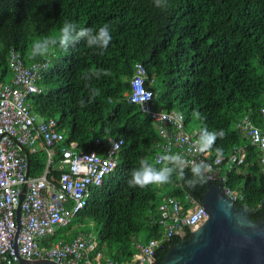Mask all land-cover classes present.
I'll use <instances>...</instances> for the list:
<instances>
[{"label":"trees","instance_id":"trees-1","mask_svg":"<svg viewBox=\"0 0 264 264\" xmlns=\"http://www.w3.org/2000/svg\"><path fill=\"white\" fill-rule=\"evenodd\" d=\"M166 5L157 7L155 0H0V78L10 73V49L25 64L41 60L32 57L34 43L58 38L65 21L77 30L110 26L112 41L102 54L83 40L67 52L57 47L37 80L40 91L26 101L44 119L56 120L61 145L73 141L78 150L99 152L107 138H121L114 168L91 187L72 222L74 232L83 223L92 227L81 231L90 230L97 248L115 260L130 257L135 242L160 236L158 197L169 195L187 206L186 196L199 202L206 189L205 183L187 187L175 173L165 185L129 187L131 170L141 160L164 166L153 160L158 137L152 121L125 100L135 62L145 68L153 108L179 112L185 127L196 125L198 137L202 128L223 130L212 151L226 154L232 145L245 144L243 162L225 171L226 185L241 195L234 201L237 207L250 208V220L264 213L258 202L264 196V167L257 148L234 128L243 115L258 124L264 106V0H166ZM95 137L100 145H94ZM27 161L28 174H38L45 166L42 148L28 152ZM185 172L190 175V167ZM176 241L172 236L156 249V264Z\"/></svg>","mask_w":264,"mask_h":264},{"label":"built area","instance_id":"built-area-1","mask_svg":"<svg viewBox=\"0 0 264 264\" xmlns=\"http://www.w3.org/2000/svg\"><path fill=\"white\" fill-rule=\"evenodd\" d=\"M7 63L10 78H0V264H16L19 258L48 259L56 264H156L155 252L163 241L172 236L186 238L206 218L201 204L191 197L186 196L189 204L184 206L179 200L162 195L157 204L160 236L135 242L130 257L121 260L98 249L90 231L73 232L75 225L60 231L84 205L91 187L99 186L114 168L122 140L107 138L106 146L99 152L96 148L78 150L73 141L61 145L63 135L56 130V120L49 117L35 123L26 101L28 94L40 91L37 80L48 59L25 64L20 53L10 49ZM145 78V68L135 62L124 96L152 121L158 137L154 162L161 164L158 159L167 152L183 156L189 167L193 161H204L212 168L207 180L218 184L233 202L240 201L241 195L226 185L225 171L243 162L245 144L232 145L226 154L198 151L197 128L188 130L177 111L153 108ZM148 94L151 99H142ZM258 120L256 124L243 115L234 128L257 148L258 162L264 167V106L258 110ZM101 141L98 137L93 139L96 146ZM40 148L45 154V166L38 174L30 175L27 153ZM50 170L59 174L54 177ZM57 231L61 233L53 240Z\"/></svg>","mask_w":264,"mask_h":264},{"label":"water","instance_id":"water-1","mask_svg":"<svg viewBox=\"0 0 264 264\" xmlns=\"http://www.w3.org/2000/svg\"><path fill=\"white\" fill-rule=\"evenodd\" d=\"M30 114L35 123L44 119L33 109ZM205 185L199 203L206 218L186 238L174 242L157 264H264V213L250 220L247 205L237 207L210 180ZM258 202L264 205V196ZM16 264L56 263L48 259L19 258Z\"/></svg>","mask_w":264,"mask_h":264},{"label":"clouds","instance_id":"clouds-1","mask_svg":"<svg viewBox=\"0 0 264 264\" xmlns=\"http://www.w3.org/2000/svg\"><path fill=\"white\" fill-rule=\"evenodd\" d=\"M157 7H166V0H155ZM60 35L58 38L44 37L41 40H37L32 48L33 59L42 58L47 59L49 56L55 53L57 47L67 52L70 47H74L80 41H85L89 48L99 49L101 54L105 51L112 41V34L110 26L104 24L98 30L94 28H80L70 21H65L60 29ZM100 73H92L91 75L98 76ZM104 75H108L107 71H104ZM90 78V77H89ZM93 94H97L95 90ZM145 101L151 99L150 94L147 97H142ZM84 101H80V107H85ZM199 117V113H196ZM225 135L223 130L209 131L207 128H202L199 133V138L196 143V148L200 152H207L212 149L217 138H223ZM191 150V149H190ZM217 149V152H220ZM158 163H163L162 167H154L146 160H141L140 166L131 170L130 179L128 180L129 187H139L145 189L150 185H165L169 183L173 174L178 175L179 179L184 184L192 189L197 186L203 185L208 179V173L212 171L211 165L204 162H191L190 175L185 172V169L189 167V162L180 154H172L167 152L159 157Z\"/></svg>","mask_w":264,"mask_h":264},{"label":"rangeland","instance_id":"rangeland-1","mask_svg":"<svg viewBox=\"0 0 264 264\" xmlns=\"http://www.w3.org/2000/svg\"><path fill=\"white\" fill-rule=\"evenodd\" d=\"M10 78V73L8 72L7 73V75L4 77V79L5 80H8ZM194 127H196V125L195 124H191V125H187L186 126V128L189 130V129H191V128H194ZM155 151H158L157 150V147H155V149H154ZM159 196V195H158ZM160 200V197H158V200L157 201H159ZM72 222H73V219L71 220V224H72ZM72 225H76V223H73ZM90 226L89 225H87V224H85V223H83L82 225H80V226H78V227H76V229L77 230H86V229H88ZM60 231H64V230H67V227H62L61 229H59ZM90 230H92V227H90ZM89 230V231H90ZM60 231H57L56 233H55V236H54V239L53 240H55V239H57V237H59V235H60ZM91 232V231H90ZM142 238V237H141ZM103 252V251H102ZM103 253H105V251L103 252Z\"/></svg>","mask_w":264,"mask_h":264},{"label":"crops","instance_id":"crops-1","mask_svg":"<svg viewBox=\"0 0 264 264\" xmlns=\"http://www.w3.org/2000/svg\"><path fill=\"white\" fill-rule=\"evenodd\" d=\"M74 232V231H73Z\"/></svg>","mask_w":264,"mask_h":264}]
</instances>
